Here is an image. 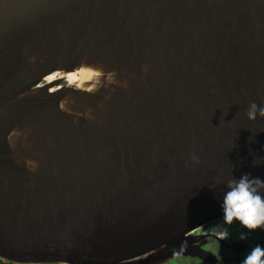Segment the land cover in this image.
I'll return each mask as SVG.
<instances>
[{"label": "water", "instance_id": "95a60500", "mask_svg": "<svg viewBox=\"0 0 264 264\" xmlns=\"http://www.w3.org/2000/svg\"><path fill=\"white\" fill-rule=\"evenodd\" d=\"M253 102L264 0H0V259L179 255L229 180L264 178Z\"/></svg>", "mask_w": 264, "mask_h": 264}, {"label": "flooded vegetation", "instance_id": "af4514ba", "mask_svg": "<svg viewBox=\"0 0 264 264\" xmlns=\"http://www.w3.org/2000/svg\"><path fill=\"white\" fill-rule=\"evenodd\" d=\"M79 74L68 80L78 78ZM225 229L228 235L221 239L219 234ZM241 233H245L243 240L240 239ZM257 244L264 246V231H249L236 220L228 225L221 217L190 231L182 252L161 264L173 261H178V264H242L244 257Z\"/></svg>", "mask_w": 264, "mask_h": 264}, {"label": "clouds", "instance_id": "9594fccd", "mask_svg": "<svg viewBox=\"0 0 264 264\" xmlns=\"http://www.w3.org/2000/svg\"><path fill=\"white\" fill-rule=\"evenodd\" d=\"M246 115L249 120L255 119L257 115L264 116V106L258 109L253 102L249 105ZM192 160L194 163L199 162L195 156ZM225 187L219 205L224 223L230 225L236 220L249 231H264V178L244 173L229 180ZM219 235L221 239L226 238L227 230ZM240 239H245V233H241ZM242 264H264V246L257 244L253 247L244 257Z\"/></svg>", "mask_w": 264, "mask_h": 264}, {"label": "bare ground", "instance_id": "6f19581e", "mask_svg": "<svg viewBox=\"0 0 264 264\" xmlns=\"http://www.w3.org/2000/svg\"><path fill=\"white\" fill-rule=\"evenodd\" d=\"M77 73H80V76L78 77V78H76V79H74V80H72V81H70V80H68V78L69 77H71L72 75H76ZM90 74H89V72H85V71H76V72H71V73H68V74H66V75H56V74H52V75H50V76H48V81H51V80H53V79H55V78H59V77H63V76H65L66 77V81H68V82H70V83H75V82H79V81H81V80H83V79H86L88 76H89ZM50 78V79H49Z\"/></svg>", "mask_w": 264, "mask_h": 264}, {"label": "trees", "instance_id": "16d2710c", "mask_svg": "<svg viewBox=\"0 0 264 264\" xmlns=\"http://www.w3.org/2000/svg\"><path fill=\"white\" fill-rule=\"evenodd\" d=\"M0 264H16V263L6 262V261H3L2 259H0ZM57 264H59V263H57Z\"/></svg>", "mask_w": 264, "mask_h": 264}, {"label": "rangeland", "instance_id": "374dc122", "mask_svg": "<svg viewBox=\"0 0 264 264\" xmlns=\"http://www.w3.org/2000/svg\"><path fill=\"white\" fill-rule=\"evenodd\" d=\"M79 76H80V74H79ZM4 261V260H3ZM7 262V261H6ZM170 264H178V261H173V262H171Z\"/></svg>", "mask_w": 264, "mask_h": 264}, {"label": "snow or ice", "instance_id": "6c2138e0", "mask_svg": "<svg viewBox=\"0 0 264 264\" xmlns=\"http://www.w3.org/2000/svg\"><path fill=\"white\" fill-rule=\"evenodd\" d=\"M50 79V78H49Z\"/></svg>", "mask_w": 264, "mask_h": 264}]
</instances>
